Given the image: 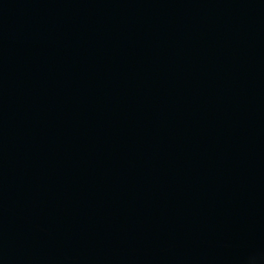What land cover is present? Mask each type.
I'll return each instance as SVG.
<instances>
[{"label":"water","instance_id":"obj_1","mask_svg":"<svg viewBox=\"0 0 264 264\" xmlns=\"http://www.w3.org/2000/svg\"><path fill=\"white\" fill-rule=\"evenodd\" d=\"M0 264H264V0H0Z\"/></svg>","mask_w":264,"mask_h":264}]
</instances>
